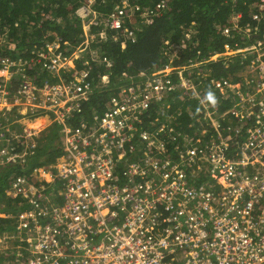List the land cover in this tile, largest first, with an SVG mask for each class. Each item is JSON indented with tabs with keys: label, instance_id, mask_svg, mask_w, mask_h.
<instances>
[{
	"label": "built area",
	"instance_id": "2783aa9c",
	"mask_svg": "<svg viewBox=\"0 0 264 264\" xmlns=\"http://www.w3.org/2000/svg\"><path fill=\"white\" fill-rule=\"evenodd\" d=\"M109 23L114 28L120 19L112 15ZM128 37L134 39V32ZM261 42L250 54L264 51ZM255 53L250 55L246 91L236 92L241 99L237 115L251 118L258 108L260 121L247 129V142L230 157L222 143L191 166L196 159L194 150L188 165L174 169L171 160L157 156L163 153L165 133L170 136L172 128L152 123L155 130L141 131L134 140L135 122L147 111V102L141 104L140 99L139 107L117 104L116 110L95 115L92 122L73 130L69 121L80 111L78 92L83 90L78 83L37 86L28 81L11 94L8 82L0 79L1 108L24 107L22 97L29 94L26 107L53 109L65 131L66 156L56 170L48 171L52 177L36 170L47 182L31 185L18 178L12 184L11 190L17 188L34 212L22 216L19 227H26L28 236V253L21 256L22 264H264V54ZM44 60L50 68L58 63ZM9 68L27 78L21 60L0 61V70ZM159 85L165 83L158 82L157 92ZM144 89L130 87L128 93L138 91L140 98L150 100ZM157 96L154 98L163 97ZM0 114V118L6 116L1 109ZM152 133L162 139L159 148L149 152L156 146L152 138L157 137L151 138ZM11 138L0 130V141L9 144ZM36 146L33 141L32 149ZM114 156L124 159L117 163ZM201 164L213 166L214 173L207 175L208 186L197 188L193 183L205 172L204 166L191 181L181 178L178 169L193 171ZM119 165L122 171H118ZM149 166L156 178L145 184L141 178L150 173ZM58 182L56 197L48 191ZM52 195L57 198L54 207L49 202Z\"/></svg>",
	"mask_w": 264,
	"mask_h": 264
},
{
	"label": "trees",
	"instance_id": "16d2710c",
	"mask_svg": "<svg viewBox=\"0 0 264 264\" xmlns=\"http://www.w3.org/2000/svg\"><path fill=\"white\" fill-rule=\"evenodd\" d=\"M263 4L262 0H0V61L19 59L24 64L27 78L17 74L9 84L11 94L28 81L37 86L46 83L45 78L52 83L58 82L59 78L53 77L49 69L41 70L42 64L37 63V60L49 53L48 46L56 38L60 41V50L65 54L68 51L67 56L72 55L86 42L89 32L96 36L86 48L88 56L79 61L78 67L82 71L84 68L91 70L85 76L88 86L80 100V111L69 121L73 128H78L84 122H92L95 115H104L109 104L113 103L112 99H121L130 87L137 90L147 81L157 80L168 73L169 86L172 87L168 98L162 103L152 102L150 108L135 122L138 131L134 133V140L141 131L155 130L152 122L156 119H170L171 123L166 126L173 129V137L168 138L169 133H165V148L163 153L157 155L159 158L178 161L184 137L193 140L185 150L195 149V144L203 147L206 141L211 144L217 137V143L222 142L227 153L231 154L237 151L239 144L248 140L247 129L256 126L260 120L257 107L251 118L237 115L241 111V99L236 96V92L247 87L245 77L237 75L245 70L247 62L241 56L232 59L229 51L255 49L259 47L258 41H264ZM136 5L140 10L131 17L138 25L134 28L129 13L130 6ZM83 6H89L93 11L87 18L78 14ZM119 10L123 11L120 16L123 27L133 28L131 30L136 32L134 39H128L123 29H111L110 23L106 21L107 17L117 14ZM144 11L149 12L148 18L142 16ZM254 16L258 18L254 19ZM95 18L98 24L93 23ZM143 21H146L145 24ZM236 26L238 30H235ZM249 26L252 31L247 37L243 32ZM172 45L179 49V56L171 63V57L166 53ZM248 45L253 46L250 48ZM103 59L106 61L103 62ZM197 62L210 71L206 77L203 67L196 68L195 74H189L187 69ZM168 64L170 69L166 70ZM182 69L184 77L196 86L197 97L183 98L181 92L186 95L192 91L181 85L178 70ZM222 79L230 81L228 98L224 94L219 95L216 90V82ZM70 80L71 77H64L58 83H69ZM103 80H108L107 86L101 84ZM124 88L127 89L125 94ZM209 89L219 99L217 108H207L211 105L203 99ZM49 104L52 105L51 102ZM5 112L7 117L0 118V130L6 131L8 138H13L10 147L6 146L5 141H0V144H4L0 147V158L3 157V149H14L11 154L17 157L23 152L27 162L0 163L3 164L0 165V205L5 203L4 208L0 207V213L4 216L18 214V206L24 202L22 195L8 197L7 192L13 180L19 176L28 177V172L37 167H53L64 154V149L57 147L53 152L44 147L43 133L30 138L37 143L34 149L32 144H28L30 140L17 136L23 130L16 121L37 118L44 115L46 110L39 109L35 113L21 115L19 108L14 107ZM51 115L55 120L53 126H61L63 130L64 126L57 115L53 112ZM175 115L177 119L172 120ZM27 144L30 149H26ZM123 159L115 157L117 163ZM122 169L123 166L119 165L118 171ZM206 180L209 177H200L194 179L193 183L201 188L208 186ZM59 185L58 182L48 192L56 193L58 197ZM1 217L0 237L5 239L6 236H13L19 230L16 220ZM5 260L6 256H0V264H4Z\"/></svg>",
	"mask_w": 264,
	"mask_h": 264
},
{
	"label": "rangeland",
	"instance_id": "374dc122",
	"mask_svg": "<svg viewBox=\"0 0 264 264\" xmlns=\"http://www.w3.org/2000/svg\"><path fill=\"white\" fill-rule=\"evenodd\" d=\"M262 2H264V0H262ZM130 8H131V17H132V14L134 13V10H135L136 6H130ZM262 8L264 9V4H263ZM91 13H93V11H92V9L89 6H83L78 11V14L81 17H83V18H87L88 16H90ZM147 15H149V12L146 13L145 16H147ZM110 20H111V17L110 16L107 17L106 21L109 22ZM131 22H132V24H134L135 27H137V23H135L132 18H131ZM145 22L146 21H144V24H145ZM93 23L98 24L99 22L95 18V20L93 21ZM115 25L117 27L118 26L119 27L121 26L120 23L119 24L116 23ZM116 26L114 28H116ZM86 27L87 26H85V28ZM235 30H238L237 29V26L235 27ZM251 31H252V28L250 26L247 27V28H245L244 29V35L247 36V37H250V32ZM124 33H126L127 36L129 35L128 34V31L126 29L124 30ZM226 33H227V31H226ZM90 36H92V37H90ZM94 36H96V35H91V34H89V32H87V40H86L85 45L80 46L70 56H67V52L68 51H66V54H65L64 51L60 50V46L61 45L59 43V39L56 38L55 41L52 44L49 45L50 55H45L44 57H42L44 59L46 58V59H51V60H57L58 63L55 64V67H51V68L48 67L47 62L44 61L42 58L39 59V60H37V63L42 64L41 70H44L46 68L49 69L50 70V73L52 74V76L53 77L54 76L55 77H58L59 78V81L63 80L64 77H66V79H68L71 76H76L75 77L76 80L77 81L79 80L81 82V78L83 79L84 76H86V74L88 72H90L91 69L90 68L89 69H85L84 68L83 71H82V70L79 69V67H78L79 64L78 63H79L80 60H82V58H86L88 56V55L86 56V54H87L86 48H88V46L91 44V39L92 38H95ZM257 44H259V41L257 42ZM248 46L250 48H252L253 45H248ZM262 46L264 48V43H262ZM68 49L70 50L69 47H68ZM234 50L235 49H231L229 51V55H230V57L232 59L235 56H237V52H236V50L235 51ZM178 53H179V49L177 47L173 46V45H172L171 48H169L167 50V55L169 57H171V60L172 61H174L175 59H177V57L179 56ZM254 53H251L250 55H254ZM258 54H260V56H262L264 54V51H260V49H259V52L258 53H255V55H258ZM102 61L104 62L106 60L103 59ZM16 64H17V62H16ZM86 64H87V62H86ZM110 64H111V62H110ZM17 66H19V65H17ZM183 70L184 69L178 70V71H180V74H183ZM194 71H195L194 69H190V73H194ZM205 72H206V75H204V77H206L207 74H209L207 69L205 70ZM17 74H19V73L17 71L14 72L12 70V68H9L6 71L0 70V79L3 80V83L4 84L8 85V84L11 83L10 82L11 79L14 76H16ZM69 74H71V76ZM239 74L240 75H243V72L241 71ZM160 80L162 82H164V83L166 82V80L164 78H162ZM7 82H8V84H7ZM44 82H49V80L47 78H45ZM184 82H185V79H184ZM187 82L189 83L188 80H187ZM73 83H75V81H73ZM108 83H109L108 80H105V81L103 80V82H101V84L104 85V86L105 85L107 86ZM156 85H157V83H151V82H148L145 85V89L144 90L148 92L147 93L148 97L150 98V97H154L155 95H158V96L161 95V96H163V98H168V95L170 94L169 93L170 91L165 92L166 86L165 85H159L160 92H157L156 89H155V86ZM181 85L182 86H185L186 83L185 84H182L181 83ZM191 87L195 88L196 86L193 85ZM191 87H187V88H184L183 87V88L184 89H189ZM222 88H223V91L221 93L226 92L225 87L223 86ZM162 89H163V91H161ZM123 90H125V88ZM28 91H30V90H28ZM181 94L183 95V98L184 97H186V98H191L192 97L193 98V97H197L198 96L197 88H195L189 94H186L185 95V92H181ZM34 95H35V93H34ZM34 95H32L31 97H33ZM17 96L19 97L20 95L17 94ZM27 96H29V94L28 95H25L24 98L22 97V101H23L22 104L24 105V107H18L19 108V111H20L19 114H21V115H25V114H28V113L31 114V113H35V112L38 111V109L35 110L30 105H29L28 108L26 107L28 105V103L25 101ZM36 96L38 97L37 94H36ZM228 96L229 95H225V98H228ZM147 99L148 98H144L143 101L141 102V104H143L144 102H147ZM112 102H114V103L109 104L108 109H115L116 110L117 109V107H116L117 104L134 105L136 107L137 106L139 107L140 106V103H139L140 102V94H139L138 91L136 93L135 92H131V94L129 96H127V97L123 96V97H121V99L114 97V99H112ZM2 105H5V104H2ZM207 108H211V106H208ZM0 109L3 110V111H6V108L5 107H3V108L0 107ZM168 109H169V106L166 107V110H168ZM51 111H53V110L51 108H48L47 112L44 113V115H42V116H38L37 118H24V119H21V120L16 121L17 125L20 128H22V130H23L22 133H20L21 135L18 134L17 136H23L24 139L30 140V142L28 144L31 145L33 142L31 141L32 139H29V138H32L34 134H35L34 136H38L39 134L41 136V134L43 133L42 135H43V138L45 140L44 141V147L50 148L53 152L56 151L55 149L57 147L59 149H63L62 144H63L64 133H63V130H62V127L61 126H57V125L56 126H53L55 120H54L53 116L51 115ZM55 111H57V110H55ZM5 117H7V115ZM171 119L172 120H176L177 119V116L175 115V117L174 118L172 117ZM37 120H39V121H37ZM159 120H160V118L155 120L156 125H157V123H158ZM162 122H163L162 123V126H164V124L165 125L166 124H170L171 123V120L170 119H167V120L162 121ZM154 136H156L157 139L152 138ZM150 137L152 139L156 140V146L152 147L154 149H151L150 148L148 150L149 152L157 150L159 148L158 147L159 145H157V143H159V141H161L159 139H162L160 137L158 138V135L156 133H152L150 135ZM169 137H173V136L170 135ZM205 137L206 136L203 134V138H205ZM215 139H217V137ZM204 140H206V139H204ZM182 141H183V143H182V149L178 153V155H180L179 160L178 161L173 160V163H172V161L169 162L171 164V167L170 168H172V169H174L175 167H178L180 164H183V163H186V165H188L189 162H190L189 159L192 156V153H194V152H196V159H195V157L193 155L194 161L190 165L191 166L197 165V164H194L195 163V160H198L200 158V156L206 154V152L209 151V148H208V145H207V143H208L207 141L203 143V147L198 144L199 146H201V148L197 144H195V146L193 145L194 148H195L194 149L195 151L193 149L192 150H185V149H187L190 146V143L193 142V140L187 139V137H184ZM10 145H11V143L6 144V146H10ZM213 145H215V146H213V147L210 148V150L212 152H214L216 146H218L220 144L217 143V140H215L213 142ZM3 146H4V144L1 143L0 144V147H3ZM160 147H162V145ZM26 148H27V146H26ZM28 148L30 149L29 145H28ZM162 149L163 148H161L160 150H162ZM12 150H14V149H12ZM1 155L3 157L0 158V163H6V162L7 163H10V162H12V163H14V162L20 163V162H24V160H25L24 159L25 154L23 152H21L20 154H18L17 157L15 156V159H13L14 157H12L13 155L11 154V150L6 149V148L3 149V151L1 152ZM0 165H3V164H0ZM202 166H204V165L201 164V166H198V168H195L193 171H192V169L190 171L189 170L190 168L188 169V167L185 170L184 169H182V170L181 169H178V172L180 171L181 178L183 180H185L186 182L191 181V179L196 176L195 173L197 172V169H202V168L205 169L206 168L205 170H203L206 173L205 172H202L200 174V177H203V178L204 177H207V175H212L214 173V170H213V166L212 165H210L209 167H205L204 166L205 168L202 167ZM206 166H208V163L206 164ZM149 167L151 169L150 170V173L145 174V177L143 178V182L145 184L151 183L152 180H153V178H156V174H155L154 169L152 168V166H149ZM46 170L48 172V168H46ZM39 171L41 172V170H39ZM40 172L39 173H37V172H34L33 173V177L35 178V180L37 181V183H39L40 180H41V183H43L44 180H47V177H50V178L52 177L50 175V173L48 172L46 174L47 177H45V175H43L45 177L44 178L42 176V173H40ZM42 172H43V169H42ZM44 182H47V181H44ZM51 184H53V183H51ZM48 188H51V185L48 186ZM46 189H47V187H46ZM7 195H8V197H11V198L20 197V194H19V191H18L17 188H16V190L15 189L9 190L7 192ZM53 195H52V199L49 200V202L51 204V207H54L55 205H57V203L55 201L56 199L54 198ZM26 205H28L27 202L26 203L23 202L22 204H19V206H18L19 207V211H18V214H16V215L10 213V214L4 216L3 214L0 213V217L2 216L1 218H11V219H14V220H16V223L20 227L21 226L20 224H22V222H23L22 216L34 215V212L31 209H26L25 208ZM180 205H182V204L180 203ZM4 206H5V203L0 205L1 208H4ZM20 210H22V211H20ZM26 232H27L26 231V227H21V230L19 229L11 237H7V236L5 237L4 236L5 239H2L3 237H0V256H6V260L4 261V264H7L6 261L9 260V257H10V260L8 261V264H22V258H21V256H24V255H26L28 253V250H27V247H26L27 246L28 236L25 235Z\"/></svg>",
	"mask_w": 264,
	"mask_h": 264
},
{
	"label": "clouds",
	"instance_id": "9594fccd",
	"mask_svg": "<svg viewBox=\"0 0 264 264\" xmlns=\"http://www.w3.org/2000/svg\"><path fill=\"white\" fill-rule=\"evenodd\" d=\"M138 10H140V8H139V6L138 5H136V8H135V10H134V13H135V11H138ZM134 13L132 14V16L134 15ZM123 14V11L122 10H119V12L117 13V14H112V15H116V16H118L119 17V19H120V23H121V26H120V28H112V29H114V30H120V29H123V33H124V30L126 29L127 31H128V34H129V32H134V34H135V37H136V32L135 31H133V30H131V29H133V28H131L130 29V27H123V24H122V18L120 17L121 15ZM112 15H110V17L112 16ZM146 15V12L144 11V13L142 14V16L144 17V18H146L147 16H145ZM150 15V14H149ZM129 16L131 17V8H130V13H129ZM148 18V17H147ZM255 19V18H254ZM130 21H131V19H130ZM147 21V20H146ZM143 24H144V21H143ZM133 26H134V24H133ZM138 26V25H137ZM134 28H135V26H134ZM227 33H228V31H227ZM251 33V32H250ZM125 34V36L128 38V39H130L128 36H127V34L126 33H124ZM243 34H244V32H243ZM90 37H92V36H90ZM95 37V36H94ZM260 42V41H259ZM59 43H60V41H59ZM86 43V42H85ZM85 43L83 44V45H85ZM61 45V44H60ZM60 49H61V46H60ZM235 51V50H234ZM250 51H251V49H247V50H242V49H240L239 48V50H237L236 52H237V56L239 57V56H241V58L244 60V62H247L246 63V65H245V70L244 71H242L243 72V75H240V74H238L237 76H244L245 77V79H246V84L248 83V80H249V78L251 77V68H250V60H251V58H250ZM167 54V53H166ZM168 56V55H167ZM43 57V56H42ZM169 57V56H168ZM43 60H44V58H42ZM15 60H17V59H13L12 61H15ZM44 61H46V60H44ZM175 61V60H174ZM105 62V61H104ZM171 63L173 62L172 60L170 61ZM108 64L111 66V64H110V61H108ZM192 67V68H191ZM198 67H203L202 66V63H200V62H197L196 64H193L192 66H190L189 67V69H187L188 71H189V74L190 75H193V74H195V71H194V73H190V69H194V70H196V68H198ZM170 69V64H168L167 66H166V70H169ZM207 68L206 67H203V72H204V75H206V72H205V70H206ZM186 70V71H187ZM208 70V69H207ZM208 72H209V70H208ZM184 74H185V72L183 71V74H178V76L180 77V81H181V83L182 84H185L186 83V85L184 86L185 88H187V87H191V86H193L194 84H193V81H191V82H187V79L184 77ZM76 76H71V80H70V82H73V81H75L76 83H78V85L79 86H82L83 87V90H81V91H79L78 92V94H80L79 95V99H78V103H79V106L81 107V103H80V100L81 99H83V96L84 95H82V94H84L85 93V89L87 88V83H86V81H85V76H84V78L82 79L81 77V82L78 80H76V78H75ZM15 78V76L12 78V79H14ZM162 78H164L165 80H166V82H165V85L167 86V88L165 89V92H168V91H170L171 89H172V87L171 86H169V81H168V73L164 76V77H162ZM162 78H159V79H157V80H150V81H147L146 83H144V85H143V87L142 86H139V87H141V88H145V85L148 83V82H151V83H157L158 84V81L160 80V79H162ZM11 79V80H12ZM184 79H185V82H184ZM11 82V81H10ZM69 82V83H70ZM229 84V85H228ZM195 86V85H194ZM225 87V89H226V92H224V93H221L222 91H223V88L222 87ZM230 86V81L229 80H226V79H222V80H220V81H217L216 82V90L218 91V93H219V95H221V94H224V95H228L227 94V89H228V87ZM196 88V87H195ZM195 88H193V87H191V88H189V90L190 91H192V90H194ZM129 90V89H128ZM127 91V89H125L124 91H123V93L125 94V92ZM244 92L246 91V90H243ZM129 95V93H127V94H125V97H127ZM237 96V95H236ZM144 98H147V97H145V96H141V100H143ZM165 98H160V99H158V98H154V97H151L150 98V100L149 99H147V104H148V108H147V110L150 108V104L152 103V102H158V103H162L163 102V100H164ZM204 101H206L209 105H211V107L212 108H217L218 107V105H219V99H218V97H217V95H216V93L214 92V91H212L211 89H209L208 91H206V93H205V95H204ZM119 100V99H118ZM114 103V102H113ZM162 106H164V105H162ZM44 110H46V112H47V110H48V107L47 108H43ZM53 110V109H52ZM51 112H53L54 113V111H51ZM145 112V111H144ZM78 113V112H77ZM55 114V113H54ZM152 123H156L155 121L154 122H152ZM158 123L159 124H162L163 122L161 121V120H159L158 121ZM165 125V124H164ZM69 126L74 130L75 128H73V126L69 123ZM153 128V127H152ZM63 133H64V138H63V144H62V146H63V149H64V154L61 156V157H59L58 159H57V161H56V163L53 165V167H51V168H48V167H37V168H34L32 171H29L28 173H29V175H28V177H22V176H19L18 178H25V179H27V181L31 184V185H34L37 181L35 180V178L33 177V173L34 172H37V173H39V171H36V170H41L42 171V169H43V172H46L47 170H46V168H48V171L49 170H56V167H57V165L62 161V159L64 158V156H66V150H65V131H64V128H63ZM39 136H40V134H39ZM217 139H219V138H217ZM216 139H213L212 141H211V144H210V142H208V148H209V150H210V148L211 147H213V146H215V145H213V142L215 141ZM247 142V141H246ZM220 145L222 144V142H220L219 143ZM242 145H244V143H241V144H239V146L237 147V149L238 148H240ZM194 150V149H193ZM210 151H207L206 152V154H208ZM237 152V151H236ZM236 152L235 153H227L228 154V156L230 157V156H233V155H235L236 154ZM24 162H27L26 160H24ZM145 177V174H144V176H143V178ZM17 178V179H18ZM143 178H141V180L143 179ZM16 179V180H17ZM12 189V188H11ZM10 189V190H11ZM22 211V210H21Z\"/></svg>",
	"mask_w": 264,
	"mask_h": 264
},
{
	"label": "crops",
	"instance_id": "0c3cea01",
	"mask_svg": "<svg viewBox=\"0 0 264 264\" xmlns=\"http://www.w3.org/2000/svg\"><path fill=\"white\" fill-rule=\"evenodd\" d=\"M192 91H193V90H192ZM10 146H11V145H10ZM10 146H8V147H10ZM15 180H16V178L13 180V182H14ZM12 184H13V183H12ZM11 188H12V185H11L10 189H11ZM10 189H9V190H10ZM60 205H61V202H60ZM25 208H26V209H31V207H29V206H27V205L25 206ZM20 211H21V210H20Z\"/></svg>",
	"mask_w": 264,
	"mask_h": 264
},
{
	"label": "bare ground",
	"instance_id": "6f19581e",
	"mask_svg": "<svg viewBox=\"0 0 264 264\" xmlns=\"http://www.w3.org/2000/svg\"><path fill=\"white\" fill-rule=\"evenodd\" d=\"M40 119V118H39Z\"/></svg>",
	"mask_w": 264,
	"mask_h": 264
}]
</instances>
